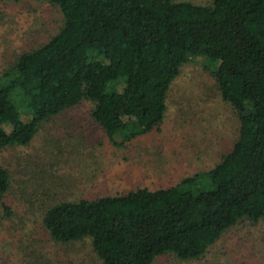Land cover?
Wrapping results in <instances>:
<instances>
[{
    "label": "trees",
    "instance_id": "obj_1",
    "mask_svg": "<svg viewBox=\"0 0 264 264\" xmlns=\"http://www.w3.org/2000/svg\"><path fill=\"white\" fill-rule=\"evenodd\" d=\"M41 1L61 22L0 73V150L28 145L44 121L83 102L108 141L126 145L160 126L171 83L196 57L239 123L214 167L174 185L49 206L42 225L52 240L87 241L98 264L189 261L231 227L264 220V0ZM9 186L0 165L6 213Z\"/></svg>",
    "mask_w": 264,
    "mask_h": 264
},
{
    "label": "rangeland",
    "instance_id": "obj_2",
    "mask_svg": "<svg viewBox=\"0 0 264 264\" xmlns=\"http://www.w3.org/2000/svg\"><path fill=\"white\" fill-rule=\"evenodd\" d=\"M60 22L59 10L45 1L0 0V73L15 55L48 41ZM203 61L182 65L160 126L126 145H112L83 102L44 121L28 145L1 149L10 186L3 200L9 212L0 206V264H98L87 241L50 238L42 225L46 208L137 187L166 188L214 167L231 148L239 123ZM152 264H264V220L231 227L199 259L163 254Z\"/></svg>",
    "mask_w": 264,
    "mask_h": 264
}]
</instances>
